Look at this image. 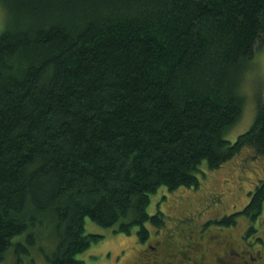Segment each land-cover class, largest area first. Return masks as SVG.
Returning a JSON list of instances; mask_svg holds the SVG:
<instances>
[{"label": "trees", "instance_id": "obj_1", "mask_svg": "<svg viewBox=\"0 0 264 264\" xmlns=\"http://www.w3.org/2000/svg\"><path fill=\"white\" fill-rule=\"evenodd\" d=\"M0 260L42 250L78 259L103 238L86 219L130 232L148 223L151 195L200 185L252 148L264 155V102L229 141L240 87L264 45V0H0ZM264 179L240 215L256 232ZM258 220V221H259ZM260 239V238H258Z\"/></svg>", "mask_w": 264, "mask_h": 264}, {"label": "rangeland", "instance_id": "obj_2", "mask_svg": "<svg viewBox=\"0 0 264 264\" xmlns=\"http://www.w3.org/2000/svg\"><path fill=\"white\" fill-rule=\"evenodd\" d=\"M6 7L0 1V32L8 22ZM252 65L245 71L240 87V95L244 97L243 110L239 121L227 134L229 141L235 142L237 137L246 133L256 120L258 102H264V45L258 48ZM255 151L247 148L235 159L224 166L211 170L206 162L201 167L200 185L181 188L170 192L162 187L157 194L151 195L148 212L155 215L162 211L165 225L158 230L154 224L148 223L150 239L142 241L138 226H133L130 232L117 231L114 227H102L86 219V233L98 234L103 238L91 243L84 253L77 258L87 264H145L144 255L149 254L151 245L179 251L182 255L172 261L173 264H191L198 261L199 256L204 261L198 264H216L215 259L226 247H232L237 252L248 251L264 255V211L261 219L255 223L257 231L251 236L248 228L252 220L244 215L238 217L234 226H225L208 221L222 219L244 210L260 181L264 179V155L254 157ZM264 207V205H263ZM260 238V239H258ZM193 246V249H190ZM42 247L51 253L54 244L48 236L41 240L38 251L25 257L21 264H48L40 250ZM12 254H7L0 264H16Z\"/></svg>", "mask_w": 264, "mask_h": 264}, {"label": "flooded vegetation", "instance_id": "obj_3", "mask_svg": "<svg viewBox=\"0 0 264 264\" xmlns=\"http://www.w3.org/2000/svg\"><path fill=\"white\" fill-rule=\"evenodd\" d=\"M157 246L151 245L150 252L147 255H144L146 259L145 264H173L172 261L177 259L178 255H182V249L179 251H172L168 249L161 248L159 243H156ZM193 246H191L190 249ZM242 251L237 252L232 247H226L224 251L215 259L216 264H264V255L260 252ZM178 254V255H177ZM183 257V255H182ZM204 261V257L199 256L198 261ZM198 261H190L191 264H198ZM183 264V261H181Z\"/></svg>", "mask_w": 264, "mask_h": 264}]
</instances>
